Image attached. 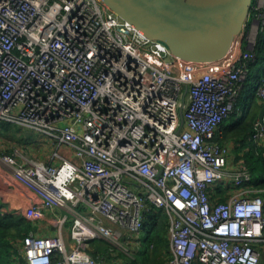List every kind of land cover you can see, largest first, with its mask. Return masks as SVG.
I'll return each instance as SVG.
<instances>
[{
    "label": "built area",
    "instance_id": "obj_1",
    "mask_svg": "<svg viewBox=\"0 0 264 264\" xmlns=\"http://www.w3.org/2000/svg\"><path fill=\"white\" fill-rule=\"evenodd\" d=\"M262 9L255 0L261 24ZM254 58L249 50L226 64L184 60L102 0H0V124L55 138L59 159L1 156L36 195L19 215L37 222L56 210V235L22 239L26 263L101 264L97 239L131 256L152 204L168 216L164 264H262L264 199L249 171L229 172L220 141ZM256 82L264 100V77ZM253 139L264 141V122ZM219 188L225 200L213 198Z\"/></svg>",
    "mask_w": 264,
    "mask_h": 264
},
{
    "label": "water",
    "instance_id": "obj_2",
    "mask_svg": "<svg viewBox=\"0 0 264 264\" xmlns=\"http://www.w3.org/2000/svg\"><path fill=\"white\" fill-rule=\"evenodd\" d=\"M102 1L147 38L161 42L175 56L196 63H214L228 55L254 3V0ZM180 115L183 123V109ZM259 121L264 122V107Z\"/></svg>",
    "mask_w": 264,
    "mask_h": 264
},
{
    "label": "crops",
    "instance_id": "obj_3",
    "mask_svg": "<svg viewBox=\"0 0 264 264\" xmlns=\"http://www.w3.org/2000/svg\"><path fill=\"white\" fill-rule=\"evenodd\" d=\"M256 24V25H255ZM264 24V23H263ZM263 24L259 22L256 16V12L251 11L250 17L247 22V27L245 31L237 36L234 40L233 46L228 53V55L222 60L218 61L217 64H226L228 62L236 59L241 52L253 50L256 47L257 36L259 31L262 29ZM248 67V76L245 81L242 82L241 92L237 100L236 108L233 113L229 115L225 119L222 124V137L220 140H223V143L229 146V165L228 170L230 173L239 172L243 169V165L240 164L239 160L243 159L245 154H248L251 150H255L256 154H263L264 156V141H256L253 139V135H249L247 137V141L245 137H237L233 135L234 128L237 125V121H240L244 115V118H248V122H257L259 121L260 113L262 108L264 107V100H262L252 89L253 79L254 81L259 79L260 77H264V61L256 60L255 58L249 60L247 63ZM252 78L251 81H249ZM243 120V119H242ZM1 126V125H0ZM31 150L29 152L32 155L38 157L40 160L45 161L47 163H58L55 161L53 157L48 159H42L38 155L39 151L34 150L35 147L30 146ZM10 147L3 143L2 138L0 137V212L4 214H12L19 215V209L27 207L32 204L35 200L36 195L31 190L19 185L17 182L13 181V175L10 168L2 161L1 156L3 153L13 154L14 152L10 151ZM62 150V151H61ZM59 149L60 153L64 156L70 158L71 160L78 161V159L74 156L73 151L67 148ZM248 171V170H246ZM251 188L255 191V194L261 195L264 199V188H257L253 185L252 182L249 184ZM56 210H45V217L37 222H31L32 227L29 230V233L33 231L34 233L42 234V235H56L58 233L57 228L51 223L53 222V215ZM168 219V217H167ZM168 222V220H167ZM108 225L111 223L106 222ZM169 223V222H168ZM168 225V224H167ZM69 225L65 227V237L68 239V231ZM114 226V225H113ZM28 233V234H29ZM166 237H167V248L164 249V257L165 261H167L170 257L171 253V242L168 235V230L166 229ZM136 235L135 239L138 240L140 245L135 248L136 251L140 250L141 241ZM134 243L136 241L133 239ZM133 241L131 243H133ZM20 242H16V245H19ZM134 245V244H133ZM21 247V243H20ZM108 245L105 243L96 244L93 243L92 248L93 251H97L100 255V252H104L107 249ZM258 248L260 250L261 263L264 264V242L258 244ZM116 252V251H115ZM111 253V259H108L106 256H101V264H105L106 262L114 263V264H128L129 261L124 260V258H120L118 254ZM21 253V248H20ZM23 255V253H21ZM94 256L95 258H100V256ZM24 256V255H23ZM164 264V263H162Z\"/></svg>",
    "mask_w": 264,
    "mask_h": 264
},
{
    "label": "trees",
    "instance_id": "obj_4",
    "mask_svg": "<svg viewBox=\"0 0 264 264\" xmlns=\"http://www.w3.org/2000/svg\"><path fill=\"white\" fill-rule=\"evenodd\" d=\"M264 13V7H263ZM255 12V11H254ZM255 59L264 61V24L257 36L256 47L254 49ZM245 116V115H244ZM240 118L234 128L233 135L237 137H247L253 135L255 121L248 122V118ZM243 119V120H242ZM223 142V140H220ZM256 154L251 150L248 154L239 160L243 169L248 170L252 175V183L257 188H264V156ZM213 198L225 200L227 191L219 188L212 193ZM167 214L162 208L149 204V210L145 212V220L142 231L144 240H141L140 250L134 256L128 257L131 264H162L165 260L164 249L167 248L166 229L168 230ZM31 222L27 221L22 215L4 214L0 212V264H27L24 256L20 253V243L28 235L31 229ZM20 242L16 245V242ZM96 243V241H94ZM102 243L108 245L107 249L100 252L93 251V256H110V244L102 240ZM97 244V243H96Z\"/></svg>",
    "mask_w": 264,
    "mask_h": 264
},
{
    "label": "rangeland",
    "instance_id": "obj_5",
    "mask_svg": "<svg viewBox=\"0 0 264 264\" xmlns=\"http://www.w3.org/2000/svg\"><path fill=\"white\" fill-rule=\"evenodd\" d=\"M255 2V0H254ZM261 2V7H264V0H260ZM256 25V24H255ZM252 78L249 80L251 81ZM257 80L254 81L252 85V89H256V82ZM0 137L3 140V143L5 145H8L11 149V152H14L16 149H18L23 155L29 156V157H36L32 155L31 152H29L31 149L29 148L30 146L35 147L34 150L39 151L38 155L42 157V159H48L50 157H53L57 150V144H56V139L53 137H50L46 134H43L39 131L35 130H29L24 126H21L17 123H9V122H1L0 124ZM62 148H60L61 150ZM62 151V150H61ZM4 154V153H3ZM38 158V157H36ZM58 160V161H57ZM57 162H59V159L56 158ZM45 162V161H44ZM82 211L88 215H91V211L88 209H82ZM67 213L66 211H63L62 214ZM69 216L71 214L67 213ZM99 215L95 214V220L98 221ZM69 225V224H68ZM139 240L143 241L144 240V232L141 231L138 236ZM97 244L102 243V240L97 239L96 240ZM132 244H135L134 241ZM135 248V246H134ZM137 249V248H136ZM137 251L134 249L133 252H130L131 256H134ZM116 254L119 255L120 258H124V260L129 261L128 257L130 255H127L125 252H123L121 249L116 248ZM108 259H111V255L107 257Z\"/></svg>",
    "mask_w": 264,
    "mask_h": 264
}]
</instances>
